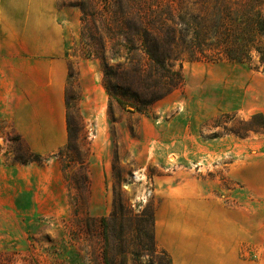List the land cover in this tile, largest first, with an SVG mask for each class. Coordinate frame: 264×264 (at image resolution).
I'll return each mask as SVG.
<instances>
[{
    "label": "rangeland",
    "instance_id": "rangeland-1",
    "mask_svg": "<svg viewBox=\"0 0 264 264\" xmlns=\"http://www.w3.org/2000/svg\"><path fill=\"white\" fill-rule=\"evenodd\" d=\"M109 1H58L76 8L63 18L75 17L76 32L67 53L70 147L68 139L54 155L34 154L0 120V264H165L143 233L148 209L172 264H264L258 54L246 64L184 61L179 87L138 102L166 83L139 51L137 10ZM139 174L152 190L140 203ZM119 201L131 213L112 217ZM195 213L206 219L196 224Z\"/></svg>",
    "mask_w": 264,
    "mask_h": 264
},
{
    "label": "crops",
    "instance_id": "crops-1",
    "mask_svg": "<svg viewBox=\"0 0 264 264\" xmlns=\"http://www.w3.org/2000/svg\"><path fill=\"white\" fill-rule=\"evenodd\" d=\"M58 1L0 0V120L40 156L54 155L69 139L67 53L76 32L75 17L63 18L76 8ZM192 217L196 224L206 219Z\"/></svg>",
    "mask_w": 264,
    "mask_h": 264
},
{
    "label": "trees",
    "instance_id": "trees-1",
    "mask_svg": "<svg viewBox=\"0 0 264 264\" xmlns=\"http://www.w3.org/2000/svg\"><path fill=\"white\" fill-rule=\"evenodd\" d=\"M112 2L122 9L133 5L137 10L134 25L139 51L147 56L149 64L159 71L161 80L166 83L159 93H152L149 97L139 94L138 102L151 104L179 87L183 82L184 61L246 64L251 61V52L254 51L259 56L260 65H264V0H180V3L169 0H110L109 4ZM164 28L167 29V40L161 35ZM124 45L129 54L136 50V43L130 38ZM171 61L179 62V70L171 72ZM136 69L140 71L138 67ZM117 102L123 105L121 99L118 98ZM71 126L72 123L68 122L69 147ZM118 213H131V210L119 201L112 217ZM142 218L150 252H159L165 264H172L166 251L157 246L153 209L145 210ZM101 220L109 229L106 219Z\"/></svg>",
    "mask_w": 264,
    "mask_h": 264
},
{
    "label": "built area",
    "instance_id": "built-area-1",
    "mask_svg": "<svg viewBox=\"0 0 264 264\" xmlns=\"http://www.w3.org/2000/svg\"><path fill=\"white\" fill-rule=\"evenodd\" d=\"M135 180L139 183H142L144 188V190L140 193L139 203L145 202L146 199H148L152 193L151 187L149 185V181L147 180V177L144 174H139L138 177H135Z\"/></svg>",
    "mask_w": 264,
    "mask_h": 264
}]
</instances>
